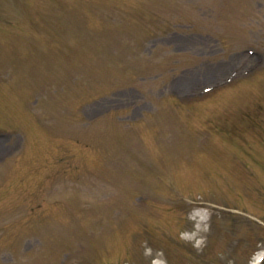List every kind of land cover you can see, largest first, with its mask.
<instances>
[{"label":"rangeland","instance_id":"rangeland-1","mask_svg":"<svg viewBox=\"0 0 264 264\" xmlns=\"http://www.w3.org/2000/svg\"><path fill=\"white\" fill-rule=\"evenodd\" d=\"M35 1H38V3L41 2V7L42 1L44 0H25L23 3L26 5L24 6H21V3L15 0H0V16L2 18L5 16L10 17V19L17 22L16 26L10 28H2L5 26L4 24L0 26V48H2V53H0V68L8 67L5 58L16 57L20 61L19 63H21L17 68L18 81L15 87L16 90H19L29 83L31 92L35 95V99L41 100L40 109H33L34 114L38 116V110H40L42 118H44V116L47 117L48 122L54 121L55 125L60 122L62 123V127L66 129L68 125L71 126L70 121L75 123L74 120H77V114L75 115V112H77L76 108L78 105L77 103L75 106L73 104L75 99L73 90L69 87L71 82L68 75L65 74L67 68L64 65L58 66L49 63V59L45 57L43 52L42 42L37 41L36 36L29 37L32 29L38 31L40 23H42L41 16H31V7L36 8V6H33ZM143 1L144 0H97L96 2H87L86 0H65L67 5L79 4L81 8L49 7L46 20L51 26L61 29L63 37L66 39H72V31L83 22L87 23V26H84L82 29L91 30L94 36H85L84 32L75 36L79 41L80 51H82L85 45L91 49V47L94 46L96 35L103 34L105 36V28H107V30L110 29V25L112 24H110L108 20L100 17L103 13L112 9H115L117 13H124L126 21H124L123 24L113 21V25L118 27L116 34L120 42L119 44H114L113 47L119 50L110 53L108 44L97 43L95 45L97 52L96 57L87 53L81 58L82 70L85 68L88 80L96 83L93 86L88 83L85 84L84 92L86 95L83 98V103L90 102L91 99L86 98V96L91 93L97 91L106 93L104 95H97L101 97L97 99V101L99 100L98 102L94 103L93 101L85 105V107L83 105L80 108V116L87 122L93 120L94 116L102 111H110L118 115L122 113L123 117L120 118V121H126L131 126L137 124L134 125L132 129L137 128L140 134L149 138L152 145H156L154 134L147 129L145 121L147 117H155L159 125L158 131H161L162 135L166 133L165 125L161 126V121L157 116L170 117V113L165 112L167 111L166 109L172 105L170 101V92H167L169 88L168 85L171 84V86H175L181 93L195 94L204 87L214 85L216 82L221 83L223 80L231 77L235 67L241 64L242 61H244V64L247 63L248 67L252 64H262L264 58L258 56L255 46L258 45L264 48V46L260 44H264V0H257L256 3L254 2L255 7L262 9L263 13L259 17H256V14L252 15L246 23L241 24L240 28L237 27L236 30L227 34L225 36L227 42L223 46L218 38L219 32H222L220 23H218V21L207 23V21L212 18L217 7L221 5V0H172L168 5L170 9L175 10V19L173 21H176L184 27H180L177 33H172L166 37L163 35L162 38H155L151 41L149 38L159 35L163 28L157 19L154 18V8L145 6L142 3ZM240 1L232 0L234 9H239ZM235 13L237 12L231 13V16ZM232 19L237 20L236 17ZM190 24L195 25V27H201L197 30L198 32L192 31L188 26ZM43 26L46 30L49 27L46 25ZM164 27L166 26L164 25ZM212 30H216V32H212ZM244 30H247L246 33ZM14 31L16 34L13 33ZM48 39L52 40L53 38L48 37ZM133 39L138 41L135 46L132 45ZM147 42L149 43L147 44ZM130 46L133 48L130 54H136L133 58H137L139 55L147 58V53L144 51L147 50V52L150 53L151 50L157 46L161 47V51L164 53H162V55H157L153 61L156 63H164V66L171 65L172 63V66L177 64L173 56L174 53L180 56L186 52H191L195 55V60L192 61L193 65L191 67H187L184 74H181V70L177 73H175V70L171 75L170 72H167L163 76H156L154 71L150 72L152 74L148 72L142 75H137L135 73L129 74L126 69V64L127 57L130 54H126L125 50ZM165 48L168 50H165ZM248 48L250 51H254V55L249 56L246 53V49ZM61 60L65 63L67 59L62 57ZM93 62L96 68L95 71L91 70ZM148 65L149 63L146 62L143 66L147 69ZM2 72L10 75V71L8 70ZM109 77H112L114 81H109ZM126 80H130L128 85H126ZM136 81L139 83L138 87H130L135 86ZM2 83L7 84L5 82ZM71 86L74 87L73 84H71ZM247 87L248 89L242 93V99L246 100V106L252 108L255 105L250 104H255L258 100V96L264 98V80L257 82V85H249ZM3 90L4 89L0 87V93L3 92ZM21 95L23 96H17L16 94V96L20 98V101L21 99L23 100L24 106L27 99H30L32 96L30 93L24 91L21 92ZM45 95L47 96L43 98ZM8 98L11 99V95H8ZM8 98L7 92L1 93L0 104ZM68 107L70 108L71 112H69L72 117L66 119ZM22 111L28 116L27 108L22 109ZM22 111L19 104L16 103L13 119L8 121L4 119L3 116H0V127L6 125L19 128L20 122L22 130L31 128L35 131V129L32 128L33 121L26 118ZM62 111L63 113L66 111V114H63ZM205 113L206 112L200 115L196 120L195 118L192 120L188 119L190 118L189 113L186 115V118L183 116L181 120L191 125L197 124L200 121H206L205 118L207 115H205ZM258 113H260V111L251 112L248 113V115L256 117ZM59 128L60 127L52 129L53 133H50L52 137L43 140L42 146L34 145L24 151V154L20 157V164H22L21 168L16 169L8 167L7 170L1 172V174L4 175L0 176V182L3 181L7 183L5 185L0 184V198L3 199V206L8 205V211L12 213L9 217L4 216L0 222L1 239L7 237L6 241L3 243V245H6L5 248H11L8 245H15L16 239L23 234L21 227H25V225L21 224L22 221L29 220L28 228L33 229L36 221L39 220V222L43 224V228L39 230L38 234H34L29 238L30 240L28 239L25 242V250H22L20 247L17 248V246L12 250H0V260L11 262L9 264H14L15 262L17 264H22L20 261H27L30 264L33 261L32 264H44L45 261L47 264H68L71 258L67 256V253L73 252L75 245L80 242V244L86 246L87 249H91V247L95 248L93 253L91 252L93 254V259L88 256L85 258H88L89 264H140L136 256L145 250L144 246H151L155 250H158L154 245L144 244V241H148L150 244L155 242L148 236H145L143 239L136 237L129 244L128 235L132 233L133 226H131L128 231L126 226H129L131 222L135 221V217L122 206H119V209H117L109 207L108 204L113 197L119 194L132 195L133 197L135 191L128 189V184L135 185L139 180H144L145 178L148 184H144L149 187V189L155 190L153 185H156V183L161 184L164 181L162 178V169L164 167H162L160 159L158 157H151L149 152L140 148H136L135 150L137 157L131 158L128 155L130 154V148L134 144V142H132L122 155L118 153L117 159L107 165V175L112 182L114 179L116 181L118 180L116 183L119 184L118 186H114L112 190L104 181L98 184L99 190L82 187L79 190L88 197V199L79 201V199H75L74 197L71 198L66 194L71 189L65 190L61 183L57 189H51L55 193L51 194L57 196V198L53 200H59V197H62L64 200L63 206H53L56 209L52 210V214L47 215L48 212L45 213L44 210L45 206L40 204V207H38V203H35L32 198L28 196L25 191V186L26 180H28L30 182L28 184L30 190L40 188L39 194L46 189L48 191L50 187L46 184L47 181L43 175L45 173L44 166L51 165L59 153V157L63 156L65 158H70L72 146L76 148L75 143L65 140L58 144L55 136L58 134ZM132 129L120 135L112 134L111 138H113L116 145L120 147L122 144H126L128 139L133 137ZM208 132L217 135L220 141L232 150L229 153L224 152L217 149L214 145H211V150H209L207 148V141L200 143V151L209 156L212 161L226 163L240 168L250 175L256 167L264 172V159L257 150L251 153L246 151L238 141L232 140V135L222 126L209 129ZM15 135L21 137L24 143V137L22 135L18 133H15ZM36 135L39 136L38 133H36ZM31 142L35 143V140ZM184 147L194 148L195 146L186 144ZM154 149L157 148L154 146ZM161 149L162 148L158 149V154ZM12 150L13 146L11 143L7 142L6 138L0 140V161L2 160L0 162V169L7 164V162H4L5 160H3V158L13 152ZM77 150L81 151L79 147ZM79 151L78 155L80 162L77 167L83 165L84 168L92 169L93 173L89 175V179L93 181L102 168V159L93 151L82 150L80 154ZM10 161H12V158ZM134 164H138L139 166L135 170ZM34 165L40 166L43 173L38 174V169L36 168L35 175L31 173V175H28L27 169L32 168ZM49 171L51 170L49 169ZM64 171V177L70 178L69 176L72 171L69 169ZM185 177L189 180L187 184L190 185L195 192H199V188L207 190L216 189L213 177H205L202 174L192 173H186ZM172 178V175H168L169 180H172ZM227 178L229 183H222L218 189L226 190L228 184H230L231 191L228 192V196L233 199L239 197L242 208L250 213L257 214L264 220V204L261 203L264 202V187L259 185L253 186L254 192L250 193V196L255 197L254 194L256 193L258 196L256 198H259V201H261L257 202V206L254 207L248 194L252 182L245 177H242L244 181H238L233 175H228ZM125 181H127V186H124ZM69 182L71 183V181ZM199 182H204V184L198 186L196 183ZM63 183H65V180ZM194 184H196V187ZM1 185H3L2 188ZM48 193L50 192L48 191ZM71 193L74 194L75 192L73 191ZM206 194L209 196L212 193L208 191ZM162 197L166 201L174 199L173 196L167 197L162 195ZM53 200H51V202ZM84 202L94 204V208L82 210L80 204L83 205ZM220 204L240 210L237 204L224 202ZM50 206L49 204L47 207ZM133 208H135V205ZM151 210L152 207L149 208V211ZM135 212L142 216L140 210ZM39 215H41L40 218H38ZM72 216L84 217L86 219L84 227L75 228L70 218ZM221 221H225L222 226L220 224ZM234 222L233 219L228 217L224 218L223 214H214L212 221L205 226V228L210 227V231H212L207 238V240H209L208 243L202 248L205 254V260L201 259L202 255L198 257L190 256L187 259H180V262L174 260L175 264H238L242 260V256L244 258V255L248 256V253L243 249L240 251L235 249L231 250L228 249V247L226 249V247L218 243L216 239L217 237L220 241H223V234L231 229L229 226L234 224ZM240 225L242 227H239L237 232L244 233L245 230L243 227L248 226V223L241 222ZM219 226L221 228H218ZM154 229L159 230L163 234H167L159 224H155ZM11 231L14 232L13 236H15V239L12 238L13 236L10 237L8 232ZM180 232L181 229L179 228L173 231V233L176 234ZM116 233V244L113 245L112 238ZM40 234L43 236H40ZM222 248H224V252L219 254L224 255L218 257V252ZM253 253L254 251L251 252L250 256ZM189 258L193 259V263L190 262ZM172 259L174 258L172 257ZM65 261L68 262L64 263ZM85 264H87V260ZM242 264H248L246 259H243Z\"/></svg>","mask_w":264,"mask_h":264}]
</instances>
